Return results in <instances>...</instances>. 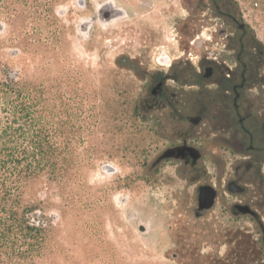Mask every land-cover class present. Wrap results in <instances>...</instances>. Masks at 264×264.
Returning <instances> with one entry per match:
<instances>
[{"label": "rangeland", "instance_id": "1", "mask_svg": "<svg viewBox=\"0 0 264 264\" xmlns=\"http://www.w3.org/2000/svg\"><path fill=\"white\" fill-rule=\"evenodd\" d=\"M79 1L0 0V73L26 83L29 122L37 115L43 125L65 132L58 142L69 144L76 163L65 185L38 180L19 189L22 206L36 210L25 214L24 225L44 229L39 239L27 230L23 236V227L15 230L8 211L0 210V264H78L81 258L84 264L246 260L248 254L235 253L245 237L239 232L235 243L223 237L232 238L226 230L236 226L194 223V185L176 187V178L167 180L164 172L158 178L150 166L169 144L159 136L174 125H187L189 140L198 146L202 124L180 118L198 116L210 93L232 85L224 78L236 65L239 45L241 64L249 66L244 91L252 102L261 97L264 0H113L127 16L108 24L94 21L85 35L78 30L80 22L93 18L105 0ZM226 14L237 24L220 17ZM238 25L245 27L244 35ZM231 34L242 41H227ZM196 36L200 46L192 47L187 60L189 41ZM163 52L176 59L163 72L171 70L174 76L166 87L175 93L177 115L144 110L149 73ZM209 53L218 62L207 79L198 75L211 63L200 66L198 61ZM104 164L115 171L105 173ZM140 223L147 226L145 233L139 231ZM249 244L253 253L262 246ZM178 251L182 258L175 259Z\"/></svg>", "mask_w": 264, "mask_h": 264}, {"label": "flooded vegetation", "instance_id": "2", "mask_svg": "<svg viewBox=\"0 0 264 264\" xmlns=\"http://www.w3.org/2000/svg\"><path fill=\"white\" fill-rule=\"evenodd\" d=\"M202 17L204 18L205 14ZM220 17L230 19L232 23L237 24V20L231 15ZM238 30L244 35L243 25H238ZM226 39L237 44L242 41V37L232 34L227 35ZM198 40L199 37L196 36L189 41L191 46L185 52L187 60L193 56L190 51L192 47L195 44L200 46ZM242 48L243 45H239L235 54L236 65L229 71L231 74L224 78L226 82H232V85L227 86L223 92L210 93L211 98L203 103L198 116L186 115L180 118L184 123L202 124L203 130L199 136L198 146L189 140L190 132L187 125L167 128L159 137L165 138L169 144L158 151L150 170L158 178H161L163 172L168 174L167 180L171 177L176 178L173 183L176 187L183 185V188L189 189L194 185V204L190 210L194 223L208 222L209 225L223 229L236 226L234 231L226 230L230 234L233 233L232 238L224 235L226 240L232 239L234 243L237 242L240 232L245 237V242L261 243V249L259 248L256 253L249 248L247 252L242 248L236 249V255L238 251H242L249 257L234 262L235 264H264V258L250 259L258 255L261 258L264 255V92L259 93L261 97L252 102L249 100V93L244 91L247 88L246 73L249 72V66L246 63L241 64ZM172 60L176 59H171L165 52L155 58L157 67L149 73L151 88L149 97L144 100L145 111L167 110L171 115L179 114L172 101L176 98L175 93L170 94L166 87V82L174 79V76L171 70L163 72L164 67H167V70L172 67ZM206 62L211 65L205 66L204 69L211 67L212 77L215 74V67L212 65L218 62V59L214 53H209L207 56L203 55L198 64L204 66ZM204 73L202 75L200 71L198 76L204 77ZM194 120L197 122L194 123ZM191 147L199 153V158L194 162L189 152ZM170 148H178L175 152L176 156L157 162L159 157ZM200 187L213 192L214 199L210 208L198 211ZM175 254V259L182 258L181 251Z\"/></svg>", "mask_w": 264, "mask_h": 264}, {"label": "trees", "instance_id": "3", "mask_svg": "<svg viewBox=\"0 0 264 264\" xmlns=\"http://www.w3.org/2000/svg\"><path fill=\"white\" fill-rule=\"evenodd\" d=\"M30 110L26 83L0 73V210L8 211L15 230L23 227V236L29 231L39 239L44 229L24 225L25 214L36 210L29 205L22 206L19 189L38 180L48 186L65 185L76 163L69 154L72 151L69 144L58 142L65 132L43 125L37 115L31 125ZM6 196L13 199L9 201ZM19 208L23 218L16 215ZM241 248L247 252L250 244L243 241L239 244ZM238 255L245 253L238 251ZM84 261L81 258L78 264Z\"/></svg>", "mask_w": 264, "mask_h": 264}, {"label": "water", "instance_id": "4", "mask_svg": "<svg viewBox=\"0 0 264 264\" xmlns=\"http://www.w3.org/2000/svg\"><path fill=\"white\" fill-rule=\"evenodd\" d=\"M79 4L82 5V1H79ZM127 16L126 11L123 8L116 7L113 0H105L104 2L97 5L95 8V16L91 19H85L82 20L79 24L78 30L81 34L85 35L88 33L90 24L94 21H98L101 24H108L116 19H122ZM1 27V26H0ZM213 69L211 67H207L205 69L204 77L209 79L212 75ZM194 123L197 122V120L193 121ZM178 148H170L167 149L157 160V162L164 158H171L175 157V152ZM190 154L193 157V162L196 161L199 158V153L196 149L193 147L189 150ZM102 171L105 173H113L115 169L109 165L104 164L101 167ZM206 188L200 187L198 188V211L208 209L213 204L214 199V193L209 192L205 190ZM138 229L140 232L145 233L147 230V226L145 224L140 223L138 225ZM175 256V255H173Z\"/></svg>", "mask_w": 264, "mask_h": 264}, {"label": "bare ground", "instance_id": "5", "mask_svg": "<svg viewBox=\"0 0 264 264\" xmlns=\"http://www.w3.org/2000/svg\"><path fill=\"white\" fill-rule=\"evenodd\" d=\"M168 63V62H167Z\"/></svg>", "mask_w": 264, "mask_h": 264}]
</instances>
